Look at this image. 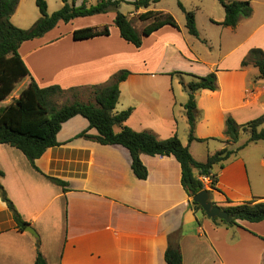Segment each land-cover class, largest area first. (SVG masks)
<instances>
[{
    "label": "crops",
    "instance_id": "0c3cea01",
    "mask_svg": "<svg viewBox=\"0 0 264 264\" xmlns=\"http://www.w3.org/2000/svg\"><path fill=\"white\" fill-rule=\"evenodd\" d=\"M22 1L29 0H19L18 5ZM237 1H248L252 12L234 28L218 25L225 13L221 6L220 10L212 6L202 32L194 12L198 37L187 32L185 20L180 23L175 18L179 29L164 26L144 37L137 50L112 26L109 36L81 41L72 38L76 29L103 27L106 22L101 18L105 14H98L97 19L89 16L91 21L72 20L68 24H80L66 35L60 30L63 22H59L41 38L21 44L19 54L29 76L21 81L18 92L32 78L40 88H78L81 101L87 102L91 93L86 89L104 86L121 70H127L130 74L119 85L114 113L131 108L125 126L152 132L161 140L177 134L192 158L204 163L215 152L225 147L235 150L249 138L247 133L241 140L246 132L240 131L236 143H226L227 117L243 125L264 115V79L259 78L253 64L241 65L252 48L264 54V0ZM194 2L202 9L204 0ZM160 3L147 9L134 8L126 16L130 20L132 15L148 10L172 16L169 9L159 7ZM109 13L113 24L115 13ZM39 17L33 13L27 21L32 26ZM212 72L216 89L195 95L197 140L189 143L183 108L188 97L183 85L193 76ZM9 97L13 100L18 95ZM115 128L120 131L114 127V132ZM85 130L97 135L81 116L63 123L56 136L58 145L35 160L39 172L21 151L0 144V183L21 219L37 235L19 231L0 199V264H33L37 242L48 264H166L168 236L175 232H180L182 264H264V221L239 220L240 227L215 225L189 206L192 199L181 185V169L174 157L141 154L147 178L139 180L131 170L127 149L75 138ZM257 142L237 150L222 166H214L215 189L206 187L213 204L224 208L264 202V142L263 148H257L261 145ZM46 176L66 182V191Z\"/></svg>",
    "mask_w": 264,
    "mask_h": 264
},
{
    "label": "trees",
    "instance_id": "16d2710c",
    "mask_svg": "<svg viewBox=\"0 0 264 264\" xmlns=\"http://www.w3.org/2000/svg\"><path fill=\"white\" fill-rule=\"evenodd\" d=\"M40 17L28 29L16 27L11 22V16L16 10L19 0H0V102L6 100L15 90L17 85L29 76V71L19 54L22 43L41 38L47 32L53 30L59 22L69 23L80 17H89L98 14L114 12V26L119 31V36L127 43L136 48L141 47L143 38L150 36L153 32L164 26H171L179 29L175 19L168 13L148 10L139 14L141 21H150L141 32H138L126 15L118 9L122 0H83L80 5L75 6L74 0L69 4L68 0H60L62 7L53 12H48L46 0H34ZM162 0H135L131 4L136 10L147 9L151 4ZM223 8L224 20L218 25L234 28L241 18H248L251 15V6L248 1L217 0ZM179 8L185 15V27L187 32L198 37V30L195 22V13L186 11L178 3ZM216 23V22H214ZM109 26L101 28L85 27L72 32L75 41L87 40L100 36H109ZM253 64L259 71V78L264 79V54L259 48L249 50L241 65ZM130 73L121 70L111 78V81L104 86H91V95L87 102L80 100L81 91L78 88L64 90L53 85L40 88L30 78L18 97L4 107H0V144H7L21 151L29 161L33 169L39 172L35 166V160L51 147L58 145L56 136L63 123L75 116H81L88 121L89 129H95L97 135L88 134V130L82 131L75 138H84L100 145H118L128 150L131 157V170L139 180L147 178V169L140 160V155L174 157L181 169V185L189 198L192 199L197 193L206 190L200 181L201 177H210V189H215L217 175L213 172L215 165H220L229 159L248 143L264 142V115L238 125L231 118L225 120L224 135L226 143H236L240 131H247L250 128L249 138L237 149L225 147L211 156L204 163L196 162L187 146H183L174 134L167 139H158L155 134L149 131L137 132L124 125L129 118L132 109L114 113L119 97V85ZM187 92V102L183 105L188 126V142L197 140L194 137V128L197 122L198 113L196 109V93L201 90L214 91L216 89V75L210 73L206 76H193V80L183 85ZM71 93L73 101L57 106L55 100L58 96ZM114 127H119V132H114ZM3 173L0 171V179ZM53 184L66 191L67 183L59 179L46 176ZM210 192V190H207ZM0 199L11 212L13 220L19 231H24L29 224L21 219L13 203L0 183ZM193 210L201 211V207L189 202ZM232 218L229 223L217 218L211 219L215 225L226 227H240L239 220L258 223L264 221V202L250 201L236 205H228L221 208ZM205 215V214H204ZM180 232L168 236V245L164 253L166 264H182V255L179 246ZM33 264H48L39 250L36 243V256Z\"/></svg>",
    "mask_w": 264,
    "mask_h": 264
},
{
    "label": "rangeland",
    "instance_id": "374dc122",
    "mask_svg": "<svg viewBox=\"0 0 264 264\" xmlns=\"http://www.w3.org/2000/svg\"><path fill=\"white\" fill-rule=\"evenodd\" d=\"M193 1L194 0H162L160 5H159V7H162L164 9H169L173 13L174 16L172 15V17L174 19L176 18L180 23H184V20H185L184 16L185 15H184L183 11L178 6V3H180L184 7L185 10L193 11V12L196 13L197 24H198V27L200 29V32H202L203 30H205V25H207V23H206V15L208 13H211L212 6L218 8L219 10H220L221 7H220L219 3L216 0H204V4H202L203 7H201L202 9H200V8H196V7H199V4L196 3V2H194V4H193ZM46 2H47V5H48L49 13H53V12L59 10L60 0H46ZM80 2H81V0H77L75 4L79 5ZM68 3L71 4L72 0H68ZM192 5H194V6H192ZM133 10H134V6L131 3L125 2V1L122 2L121 6H120V9H119V11L122 14H125V15L129 11H133ZM38 12L39 11H38V9H37V7L35 5V1L34 0L22 1L17 6V9H16V11L13 14L14 18H13L12 23L15 26L20 25V26L23 27V28H21V27L17 26L18 28L28 29L31 25L27 21V17L29 15L31 16V14H33V13L35 15L39 16ZM110 14L111 13H109L108 15L105 14L101 18L102 22L103 21L106 22L103 25H107L108 24V26H112L113 28H116L114 26V24H111V20L109 21V18L111 19V17H109ZM138 16L132 15L130 17L131 18L130 21H131L133 27L138 32H140L145 27L146 23L141 21L138 18ZM94 17H95V19H97L100 16L95 15ZM77 19L88 20V21L92 20L90 17H81V18H77ZM176 19H175V21H176ZM83 22H85V21H83ZM79 24H80V22H77V21H74V23H72V25H70L68 23L67 24L66 23H61L60 30L63 32V35H66L71 27H75V26H77ZM209 29L218 30V29H216L214 27H211V26L209 27ZM213 33H214V35H216L215 31ZM134 48H135V50H137L136 47H134ZM145 48H146V45H145ZM145 48L143 49L142 54L145 52V50H146ZM20 83L17 85V87L15 88V90L12 93V97H14V98L17 95H19V93H20V92H18L19 89H20V86H21ZM73 100H74V97H72V94L71 93H66V94H63L62 96H58L56 98L55 102H56L57 106H61L62 104H65V103L73 101ZM80 100H81V98H80ZM11 101H12L11 97H8L6 100L0 102V107H4V106L8 105L9 103H11ZM82 101H85V100H82ZM118 131H119L118 128H115V132L117 133ZM245 132L246 133H242L243 137H242L241 140H244L247 137L246 134L247 133L249 134L250 128H247V131L245 130ZM258 142L261 145H258L257 148H263L262 141H258Z\"/></svg>",
    "mask_w": 264,
    "mask_h": 264
},
{
    "label": "water",
    "instance_id": "95a60500",
    "mask_svg": "<svg viewBox=\"0 0 264 264\" xmlns=\"http://www.w3.org/2000/svg\"><path fill=\"white\" fill-rule=\"evenodd\" d=\"M192 201L197 203L201 207L202 211L208 219L217 218L226 223H229L232 220V218L228 216L226 211L222 210L219 206L213 204L209 200V192L205 189L193 196ZM25 231L33 236H37L35 230L29 226L25 228Z\"/></svg>",
    "mask_w": 264,
    "mask_h": 264
},
{
    "label": "built area",
    "instance_id": "2783aa9c",
    "mask_svg": "<svg viewBox=\"0 0 264 264\" xmlns=\"http://www.w3.org/2000/svg\"><path fill=\"white\" fill-rule=\"evenodd\" d=\"M261 89H262V91H264V86H262ZM200 181L204 184L205 188L206 187L210 188V184H211L210 177H201Z\"/></svg>",
    "mask_w": 264,
    "mask_h": 264
}]
</instances>
